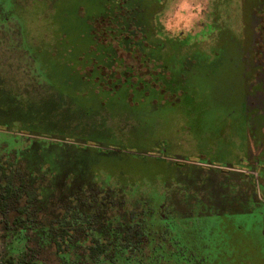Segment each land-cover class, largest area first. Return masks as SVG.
Returning a JSON list of instances; mask_svg holds the SVG:
<instances>
[{"label": "rangeland", "instance_id": "1", "mask_svg": "<svg viewBox=\"0 0 264 264\" xmlns=\"http://www.w3.org/2000/svg\"><path fill=\"white\" fill-rule=\"evenodd\" d=\"M158 2L0 0V112H9L0 121L22 108L30 112L28 125L39 123L35 131L56 126V134L76 142L67 153L40 154L48 172L22 155L26 137L0 131V158H19L27 188L38 193L29 216L22 214L26 192L4 200L0 191V264H28L32 252L43 264H89L82 233L65 257L52 246L51 226L80 192L57 178L68 168L76 183L99 181L91 191L99 200L105 186L117 203L176 215L171 241L152 264H179L172 252L183 247L187 264H264L255 228L244 235L234 208L214 211L226 197L242 209L234 200L253 189L243 176L222 183L213 174L248 155L264 162V0H166L163 9ZM158 20L169 37L196 34L206 47L168 42ZM112 60L120 74L108 81L102 71ZM160 61L170 77L154 74L151 66ZM35 140H46L45 147L59 141ZM124 207L99 210L97 228L106 230ZM161 219L167 228L170 218Z\"/></svg>", "mask_w": 264, "mask_h": 264}, {"label": "trees", "instance_id": "2", "mask_svg": "<svg viewBox=\"0 0 264 264\" xmlns=\"http://www.w3.org/2000/svg\"><path fill=\"white\" fill-rule=\"evenodd\" d=\"M165 1L166 0H159L158 4L160 9H163L162 7ZM108 20L112 22V24H117V21L114 19L111 20L109 18ZM128 30H130V28L126 27L124 31L128 32ZM93 38L94 40H98L95 36ZM188 44L191 45L192 43L189 41L184 43L186 46H188ZM199 45L200 43L195 45L192 44L191 47H195L199 50L206 47H201ZM116 67V61L112 60L110 64L108 63L105 67V70L112 72ZM103 73L104 70L102 71V75L105 77ZM48 74L53 78L54 82L62 81V79L58 80L50 73ZM65 86H67V88L70 87L69 83ZM0 114L4 117L9 116L7 110L1 111ZM28 114H25V111L20 108L17 117L15 116L12 120L7 119L6 121H0V131L3 130L8 133H18L19 135L26 137V142H29L30 145L25 150H21L24 153L21 152L22 155L28 158L30 165L39 166L42 170L46 169L48 172H51L52 168L49 163L43 161L40 154L50 153L51 156H54L57 153L64 154L73 149L76 142L70 141L71 139L68 140L63 138L60 134H56V126H53V132H44L43 130V132H40L39 130L35 131L36 128L38 129L39 123L33 125L34 127L28 125L30 120H32L27 117ZM40 137H44L45 139H58L59 141L57 143L48 142L47 144L50 146L45 147L44 143H46V140H35ZM95 145H97V143L93 144V146ZM89 146H92V144ZM19 162V158H16L15 161L0 158V191L4 192V200L9 199V197H17L20 199L22 198L23 193L26 192V204L22 214L25 213L30 216L31 214H34L31 209L33 208V204L38 200V193L33 189L30 190L27 188L26 178L22 170H20ZM69 169L70 168L66 171H61V173H59L60 177L57 176V178L63 182L68 181V186L72 188H70V192L75 193L73 190L76 189H80V192L77 195H72L69 199L70 203H68L62 210V215L59 216L57 221L51 226L52 246L55 248L58 255L65 257L67 249H70L74 244L76 234L82 233L87 236V240L90 243L86 249L85 255L86 261L89 264H152V261L155 258L160 262L159 259L162 257L160 256V250L163 249V244L166 241H171L169 237L170 225L175 221L174 217L176 215L169 210H165L166 212H164L161 208L159 209V207L155 209L153 207L150 208L147 203H143L142 205H127L124 202L117 203L115 197L111 195V190L105 186H100V189L105 190V196L103 195L102 199L99 200V198L91 196V191L95 190L98 186L96 184H98L99 181H97L96 184H90L87 181H78L76 183V176L71 172L73 170ZM68 171H70V173ZM252 182H254V180H252ZM63 185L67 186L65 184ZM107 197L109 199H107ZM118 204L120 206L123 205V207L125 206L122 217L108 218V220L112 221L108 222L107 220L109 226H107L106 230L105 228L104 230L97 228L99 222L97 215L99 210H102V212H105V210L107 211V209L116 211L118 209L117 206H119ZM166 215L170 220L167 222V228L164 229L160 227V223L166 225V222L161 219L162 216L166 217ZM155 218L158 219V228H154L151 224L152 219ZM18 221L20 224L25 223V220L21 218H19ZM103 225H105L104 222ZM153 228L156 230V233L153 231ZM152 233H154V235ZM159 233L161 234V239H157ZM168 251H170L169 247ZM186 252V248L183 247L174 250L172 254L177 257L176 261H178L179 264H187ZM27 258L29 259L28 264H43L33 252L29 254ZM193 263L200 264L197 262Z\"/></svg>", "mask_w": 264, "mask_h": 264}, {"label": "flooded vegetation", "instance_id": "3", "mask_svg": "<svg viewBox=\"0 0 264 264\" xmlns=\"http://www.w3.org/2000/svg\"><path fill=\"white\" fill-rule=\"evenodd\" d=\"M152 21H154V20L152 19ZM114 25H116V27H118V25H120V23H118V21H117V24H114ZM157 25L159 26V28L161 29V31L163 33L164 29L162 28V25L160 24V20H158ZM130 30H131V28H130ZM162 36H164L168 42L176 41L180 44L181 43L184 44L185 42L189 41L190 43L195 45V44H198V42L201 40V37L196 38V34L194 36H187L184 39L171 38L168 35H166L165 32L162 34ZM115 52H116V50H115ZM116 57H117V52H116ZM187 62H188V60H187ZM161 64L162 63L160 61V62H158V64H154L153 66H151L152 67L151 69L156 71V72H154V74L155 73L157 75L164 74L167 77H170L171 76L170 72L166 70L167 68L164 69L163 66H161ZM147 70H149V69H147ZM106 71L108 73L105 75V79H107L108 81H109V78H108L109 76L116 78L117 75L120 74L117 72V67L115 69H113L112 72L108 71V70H106ZM113 72H114V74H113ZM120 78H122L121 75H120ZM130 92H131V90H130ZM242 158L243 157L241 156L240 159H242ZM242 160H243V162H240L239 165L234 166V167L232 165H228V166H223L222 168L214 169L213 174H215V176H216V174L221 175L222 178L225 179V180H221L222 183L228 182L229 176H231V175L243 176L246 178V184L248 185V187L250 186V188L253 189V190H251L252 193L246 192L245 196L243 198L238 199V200H234L235 202H237V206L242 208L238 211L235 210L236 207H233L234 205L232 203H230L228 206V204L226 203L227 197L225 198L224 202L221 203L222 204L221 209L218 210L217 208H214V211H216L218 213L217 215H220V214L222 215L229 210V207L234 208V210H231V212L234 211L236 216L241 217V219L235 220L236 228L240 229L244 235H248L250 233V231L253 230V228H255L256 235H258L257 236L258 241L260 242L262 249H264V240H263L264 239V162H263V159H261L260 156H258V155L257 156L248 155V156L244 157ZM212 168L213 167H208V170L211 172ZM211 174H212V172H211ZM262 177H263V180H262ZM252 180H254V182H252ZM219 203L213 204L212 206L217 207ZM200 213L202 214L201 210H200ZM211 214H212V212H210V215ZM244 229H247V230L244 231Z\"/></svg>", "mask_w": 264, "mask_h": 264}]
</instances>
